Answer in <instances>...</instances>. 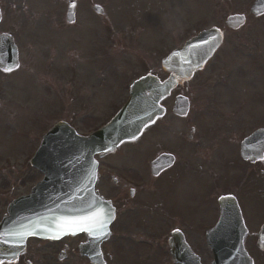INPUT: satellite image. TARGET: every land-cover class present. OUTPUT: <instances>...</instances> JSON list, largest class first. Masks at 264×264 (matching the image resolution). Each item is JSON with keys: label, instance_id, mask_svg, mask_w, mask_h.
Instances as JSON below:
<instances>
[{"label": "rangeland", "instance_id": "1", "mask_svg": "<svg viewBox=\"0 0 264 264\" xmlns=\"http://www.w3.org/2000/svg\"><path fill=\"white\" fill-rule=\"evenodd\" d=\"M5 1L8 6L10 3L12 16L9 19L7 9L10 24L0 29L10 28L15 34L22 66L14 73L0 70V173L8 171L0 174V186L7 187L20 176L21 186L16 193L26 192L33 173L35 180L42 177L37 169L29 168L28 158L54 121L66 116L80 131H88L126 101L136 77L149 69L165 77L160 68L162 58L198 30L217 25L226 32L224 46L212 58L215 66L210 67L211 79H202L199 71L190 82L195 96L193 107L199 117L202 111L198 110V103L202 102L211 111L216 108L231 113L236 97L243 101L244 93L249 91H242L243 86L238 88L250 79L245 63L250 61L251 54L264 60V15L249 14L253 0H79L73 23L65 19L67 0ZM94 3L101 4L105 13L94 11ZM238 12L248 14L245 25L239 30L226 28L227 16ZM238 65L236 72L234 66ZM240 71L246 72V78L239 79ZM256 81L258 89H264V69ZM171 100L163 102L169 106L164 123L155 124L148 132L154 131L157 137L168 140L166 129L170 124L177 137L171 139V147L184 146L190 129L173 116ZM246 112L262 116L264 103ZM148 132L142 138H151ZM174 148L179 158H185L184 148ZM119 166L123 167L122 160ZM183 178L187 176L183 174ZM201 184L197 179L195 187L191 179L179 189L175 197L178 201L171 198V205L168 200L164 208L179 211L187 220H206V208L199 203ZM253 208L256 216L250 218L251 222L264 211V205L257 202ZM1 209L2 205L0 214L5 211ZM173 224L171 220V229ZM169 226V221L163 223V229ZM136 234L140 235L138 231ZM191 244L206 255L203 243L192 240ZM208 256L205 263L211 259Z\"/></svg>", "mask_w": 264, "mask_h": 264}, {"label": "flooded vegetation", "instance_id": "2", "mask_svg": "<svg viewBox=\"0 0 264 264\" xmlns=\"http://www.w3.org/2000/svg\"><path fill=\"white\" fill-rule=\"evenodd\" d=\"M9 6L7 1L0 0V27L10 24L6 18L7 9L9 19L12 16ZM76 6L78 9L79 0H76ZM5 32L15 37L10 28L0 29V34ZM18 56L21 64L20 47ZM260 58L251 54L250 61L245 63L254 90L245 92L247 98L243 101L236 97V106L231 113L212 108V111H216L214 113L206 109L202 102L198 103V110L202 113L200 117L196 115L192 101L195 96L190 82L199 71L203 74L202 79H211L210 67L215 66L211 60L185 83L183 90H179V94H188L191 104L186 115L173 114L190 129L186 132L188 139L185 145L177 146L186 150L185 158H179L176 149L171 147V139L177 137L175 130L171 131L170 124L166 129V134L170 136L167 142L158 139L154 131L147 130L139 138L124 141L114 151L98 157V188L115 206L111 234L98 247L84 231L55 239L33 236L27 240L26 250L17 259L0 264H171V220L174 228L183 229L190 244L192 240L203 243L206 254H209L206 233L223 218L224 204L221 198L225 196H232L239 207L241 216L238 215V218L247 229L244 242L252 257V264H264V248L259 246L264 211L258 214L254 222L250 219L256 216L253 205L257 202L264 205V115L254 116L246 112L250 108L262 107L264 103V89H258L256 81L261 69H264V60L260 61ZM234 68L236 72L239 71V65ZM237 74L239 79L246 78L244 71ZM242 86V90L246 91L248 86ZM258 130H261L260 134L243 146L247 137ZM147 132L151 138H142ZM171 153L175 154L173 162ZM121 160L123 167L119 166ZM183 174L187 178H183ZM36 178L33 173L24 193H29L42 177ZM191 179L195 187L197 179L202 183L201 189L203 185L199 192L202 202L199 200V203L206 208V220H187L179 211L164 208L168 200L171 205V198L178 201L179 198L175 197L180 193L179 189L183 185L186 187ZM21 181L22 178L18 176L7 187L0 186V201L4 199L0 203L1 210L5 208L6 211L9 202L15 198L14 193L19 191ZM233 220L230 218V221ZM165 221H169L170 226L163 229ZM228 225L238 226L236 222ZM137 231L140 235L136 234ZM129 239L134 241L130 242Z\"/></svg>", "mask_w": 264, "mask_h": 264}, {"label": "water", "instance_id": "3", "mask_svg": "<svg viewBox=\"0 0 264 264\" xmlns=\"http://www.w3.org/2000/svg\"><path fill=\"white\" fill-rule=\"evenodd\" d=\"M260 4L261 2H258L257 6ZM72 6L69 10V18L73 17L74 7ZM242 20L243 16L232 15L228 19V24L236 26ZM221 41V31L212 28L201 32L189 40L185 46L175 50L163 60L164 67L171 71L170 77L163 82L153 76L140 79L133 87L128 104L110 124L91 135H78L62 123L55 125L45 135L33 161L36 166L45 171V179L35 187L31 196L21 197L13 202L9 208L10 215L0 222V257L7 256L13 251L15 253L18 248L24 246L27 232V225L25 226L24 222L29 214L27 205L30 197L40 195L43 188L47 189V193L44 190L42 195L52 197L49 204L53 206L48 209L47 226L56 227V224L51 222L56 219V211H58L60 222L74 218L75 199L78 197L84 198L88 195L91 199L95 198L96 202H100L102 199L93 190L96 180L95 170L90 165L91 170L84 174L82 169L76 167L88 162L91 164L95 153L107 152L122 140L135 136L144 125L162 112L163 108L159 105V101L178 81L189 77L195 69L201 67ZM57 198L58 204H56ZM31 210L33 213L36 212L35 207ZM73 228L64 230L70 231ZM176 241L179 244V241ZM171 244L173 245L174 241H171ZM212 247L215 251V261L212 264H220L222 261L224 263L231 259L228 257L229 253L234 255L235 263L241 259L239 254V251L243 249L241 243L223 245L212 243ZM181 261L183 264H200L195 259H181Z\"/></svg>", "mask_w": 264, "mask_h": 264}, {"label": "snow or ice", "instance_id": "4", "mask_svg": "<svg viewBox=\"0 0 264 264\" xmlns=\"http://www.w3.org/2000/svg\"><path fill=\"white\" fill-rule=\"evenodd\" d=\"M97 207V205H89V210L91 211L90 216L82 217L79 219H64L62 222H58L56 227L60 230L74 227L79 231L87 232L95 239H101L108 234L107 224L109 221V217L102 208L101 210L97 211ZM72 234H75V232H73Z\"/></svg>", "mask_w": 264, "mask_h": 264}]
</instances>
